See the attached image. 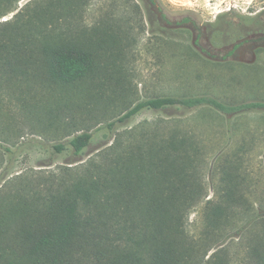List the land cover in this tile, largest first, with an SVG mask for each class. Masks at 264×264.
<instances>
[{
  "label": "rangeland",
  "instance_id": "rangeland-1",
  "mask_svg": "<svg viewBox=\"0 0 264 264\" xmlns=\"http://www.w3.org/2000/svg\"><path fill=\"white\" fill-rule=\"evenodd\" d=\"M144 2L0 0V264H31L25 235L44 227L50 196L105 167L119 141L146 147L173 128L191 144L193 177L184 183L201 185L185 217L181 264L264 263V218L236 234L249 216L264 215V112L167 108L116 123L156 97L264 101V41L253 35L264 0H156L168 25ZM61 42L92 53L85 79L66 85L48 76L44 48ZM85 132L90 143L74 155L68 143ZM226 199L233 207L210 232L205 203ZM92 261L84 249L72 264Z\"/></svg>",
  "mask_w": 264,
  "mask_h": 264
},
{
  "label": "trees",
  "instance_id": "trees-1",
  "mask_svg": "<svg viewBox=\"0 0 264 264\" xmlns=\"http://www.w3.org/2000/svg\"><path fill=\"white\" fill-rule=\"evenodd\" d=\"M254 34L264 41V22L257 19ZM238 44L235 46L237 48ZM230 51L229 53H231ZM48 76L54 82L74 84L89 76L95 66L92 53L68 42L46 46ZM178 108L207 109L224 117L264 112L263 100L225 104L207 97H156L135 104L116 123H123L143 110ZM114 125L112 123L109 126ZM173 128L167 139L146 147L119 141L105 167L90 169L62 192L50 196L44 227L26 234L31 264H72L75 254L87 249L91 264H181L185 259V217L199 204L195 195L201 185L190 182L194 159L186 135ZM91 134L73 137L68 145L74 155L87 147ZM61 152L64 145L54 146ZM121 151L122 153H119ZM230 199L229 195L226 196ZM223 206L207 200L204 218L210 232L226 219L231 200ZM244 203V202H243ZM240 204V201H235ZM264 218L249 216L236 234ZM257 248L252 252L257 253ZM264 264V263H263Z\"/></svg>",
  "mask_w": 264,
  "mask_h": 264
},
{
  "label": "flooded vegetation",
  "instance_id": "flooded-vegetation-1",
  "mask_svg": "<svg viewBox=\"0 0 264 264\" xmlns=\"http://www.w3.org/2000/svg\"><path fill=\"white\" fill-rule=\"evenodd\" d=\"M145 4L148 5V7L153 11L154 15L156 16V19L159 21V22H162L164 25H168V20L166 19V17L163 15V13L161 12V9L158 5V3L156 2V0H144ZM255 35V34H253ZM197 40L196 38L193 40V43L196 44ZM238 43H235L233 44L231 47H230V51H232L231 53H233L239 46H237V48H235V46L237 45ZM259 47V45L257 46ZM201 52H203V50H200Z\"/></svg>",
  "mask_w": 264,
  "mask_h": 264
}]
</instances>
